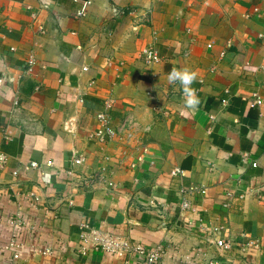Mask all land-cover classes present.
<instances>
[{
  "label": "crops",
  "instance_id": "obj_1",
  "mask_svg": "<svg viewBox=\"0 0 264 264\" xmlns=\"http://www.w3.org/2000/svg\"><path fill=\"white\" fill-rule=\"evenodd\" d=\"M84 1L0 0V247L13 232L6 215L19 211L29 225L20 264H124L81 256L83 223L161 246L157 264H263L264 0H90L78 19ZM146 47L161 59L152 69L140 56ZM172 68L196 73L195 112L168 83ZM255 94L263 104L252 109ZM107 100L112 127L127 129L100 145L90 136ZM30 162L39 169H25ZM68 171L101 172L116 188L75 186ZM191 186L206 193L183 212L177 193ZM219 240L232 251H219ZM249 240L259 250L239 251ZM0 264H11L10 252L0 250Z\"/></svg>",
  "mask_w": 264,
  "mask_h": 264
},
{
  "label": "built area",
  "instance_id": "obj_2",
  "mask_svg": "<svg viewBox=\"0 0 264 264\" xmlns=\"http://www.w3.org/2000/svg\"><path fill=\"white\" fill-rule=\"evenodd\" d=\"M91 5V1L87 0L82 2V6L76 11L75 17L78 19H82L86 16L87 9ZM112 14L114 17L124 16L126 14L125 10L113 8ZM128 14H131L128 12ZM40 32H43L42 27L39 28ZM11 50H14L11 48ZM141 59L145 63V65L149 68H153L161 62V59L154 47H146L141 51ZM27 64V72L31 71L32 67L35 65V59L33 55L30 53L26 59ZM151 79H155L157 75L152 72L150 75ZM2 80H0L1 86ZM147 96H151V93H148ZM249 107L252 109L259 108L262 106L263 101L258 95H253V97L248 101ZM112 102L107 100L104 102L103 109L96 113L97 120V129L90 136L92 140L100 145H104L110 141H113L119 138L120 134H122L127 129L126 124H121L117 128H113L111 125V118L109 115V110L111 109ZM67 132H69V128L65 126ZM128 137H131L130 134H127ZM4 140L8 142L10 137L8 135H4ZM7 164V157L4 153L0 152V175L2 171L5 169ZM256 163H251L252 167H256ZM25 169H39V165L37 162H30L25 166ZM67 176L72 178V184L75 186H80L84 189H91L96 185L104 184L106 187L111 189L116 188V184L113 183L110 179L104 176L103 173H94L87 176L77 175L73 171H68ZM173 176H184V171L181 169H175L171 172ZM13 176L18 175V171H14L12 173ZM206 191L203 186H191L188 188H180L177 196H178V206L179 209L183 212L192 211V206L190 204L189 197L192 195H205ZM245 194L239 195V198L244 197ZM32 203L36 204L39 202V197L34 194H28L26 197ZM234 198L231 193H227L226 201L224 203V207L229 206L230 200ZM72 205L71 202L68 203ZM6 223L13 229L11 237L7 241L6 244L0 247V250H5L11 253V264H20L19 261L22 256V247L23 243L21 241L22 230L25 228H29L28 220L26 216L21 214L19 211H16L11 214H7L5 217ZM192 225V222L188 223ZM80 233L78 235L79 245H78V253L81 256H86L90 252H101L106 253L112 256H115L124 261V264H132L130 262L131 257H135L136 259H140L142 264H157L159 259L162 256L163 249L161 246L156 248L146 250L142 245L137 243H131L126 239H123L119 236L113 235L112 233H105L97 230L95 228L90 227L85 223L79 226ZM213 232L219 233L218 228H214ZM218 245L219 251L223 253H228L232 251L234 247V243L229 240H219L216 242ZM239 251H245L246 249H254L259 250V245L255 241L249 240L246 243H240L237 245ZM50 253L49 249H46L44 254ZM247 264H256L253 261ZM264 264V263H263Z\"/></svg>",
  "mask_w": 264,
  "mask_h": 264
},
{
  "label": "clouds",
  "instance_id": "obj_3",
  "mask_svg": "<svg viewBox=\"0 0 264 264\" xmlns=\"http://www.w3.org/2000/svg\"><path fill=\"white\" fill-rule=\"evenodd\" d=\"M167 79L169 84H178L180 86L185 98V108L195 112L201 103L200 98L196 95V89L192 87L193 82L196 80V73L188 68H172Z\"/></svg>",
  "mask_w": 264,
  "mask_h": 264
}]
</instances>
